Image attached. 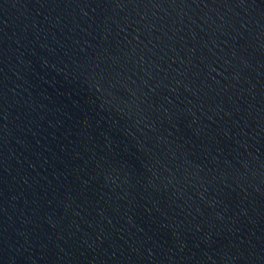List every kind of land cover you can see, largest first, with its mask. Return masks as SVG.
<instances>
[{
	"label": "water",
	"instance_id": "water-1",
	"mask_svg": "<svg viewBox=\"0 0 264 264\" xmlns=\"http://www.w3.org/2000/svg\"><path fill=\"white\" fill-rule=\"evenodd\" d=\"M0 264H264V0H0Z\"/></svg>",
	"mask_w": 264,
	"mask_h": 264
}]
</instances>
